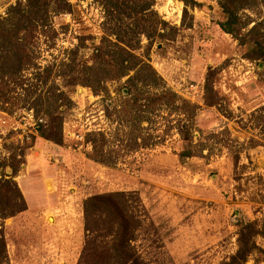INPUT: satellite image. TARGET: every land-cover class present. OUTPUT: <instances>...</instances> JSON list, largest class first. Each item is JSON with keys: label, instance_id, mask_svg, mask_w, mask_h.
I'll return each instance as SVG.
<instances>
[{"label": "rangeland", "instance_id": "374dc122", "mask_svg": "<svg viewBox=\"0 0 264 264\" xmlns=\"http://www.w3.org/2000/svg\"><path fill=\"white\" fill-rule=\"evenodd\" d=\"M17 2L25 0H0V17ZM70 2L73 13L50 14L53 31L30 44L36 66L22 75L27 87L37 85L33 94L18 87L17 101L0 103V212L19 191L27 204L0 220L5 264H117L116 214L94 210L90 234L84 209L117 192L130 194L140 222L129 264H264V60L224 30L233 9L221 0H154L164 37L141 36L128 57L152 70L138 67L95 94L84 65L94 66L105 45V10L101 0ZM236 26L240 38L254 26L263 34L264 0H250ZM73 64L85 85L68 83ZM210 72L215 106L206 103ZM162 91L178 99L145 106ZM53 118L62 145L44 136ZM98 133L106 143L94 151L89 139L100 145Z\"/></svg>", "mask_w": 264, "mask_h": 264}, {"label": "trees", "instance_id": "16d2710c", "mask_svg": "<svg viewBox=\"0 0 264 264\" xmlns=\"http://www.w3.org/2000/svg\"><path fill=\"white\" fill-rule=\"evenodd\" d=\"M180 1L184 2L186 6H199L196 0ZM249 1L221 0L222 5L233 9L231 23L229 26H223V28L234 37H241L240 31L242 29L236 26L237 14L248 6ZM101 3L106 15L104 26L108 32L107 36L103 38L105 45L95 49L93 56L94 66L84 65L88 70L85 73L87 75L85 81H89L85 84L90 86L95 94H99L100 92L107 93L105 87L106 81L119 80L127 76L129 71L136 70L138 67L150 68L152 70L143 60L132 66V63L128 61V57L133 54L132 50L135 51L139 48L141 36H145L148 39L154 36L163 38L164 34L162 30L167 26V23L153 10L154 0H101ZM73 11L74 6L70 0H25V2H17L16 5L10 8L5 17H0V72L2 74L0 77V103L6 104L7 102L17 101L19 98V94L16 93L18 87L25 91L27 96L33 94V90L36 89L37 85H29L27 87V80L22 75L31 65L36 66L31 56L30 44L39 33L53 31V28L48 26L46 20L50 14L57 16L64 13H73ZM129 21H134V23L129 24ZM257 30L258 27L254 26L247 34H244V37H239V39L243 45L249 44L250 50L256 56V59L264 60V33L257 37L254 35ZM110 37H114L115 41ZM249 38H252V40L247 41ZM76 66L73 64V69L69 72L68 83L84 84L80 76L82 72L81 70L74 69ZM94 67L97 68V71H92L95 70L93 69ZM121 69L125 71L122 70L121 72ZM211 74L210 72L207 80L206 93L208 96L206 97V103L208 106H215L218 103L211 96L213 92V88L210 87ZM11 83L15 87L11 86ZM39 98L41 99L42 96L39 95ZM167 99L177 100L178 98L172 92L162 91L152 95L151 98H147L145 106L156 107L159 103H165ZM183 103L186 102L184 101ZM259 113L264 114V106L260 109ZM55 122V118H53L49 130L45 132L44 136L54 143L62 145V131L60 127L56 126ZM179 128V134L183 135L185 130H181V128H185V126L182 125ZM97 135L101 136L102 142L100 145L93 139L94 136L89 139L94 151L100 146L102 148L106 143L103 134L98 133ZM189 137V131L186 135H183V139L186 141L189 140ZM5 184L3 186L7 187L9 186L8 184H13L17 192L19 191L15 182L7 181ZM129 195L125 192H117L105 196H96L90 198L84 204L87 232L90 234L94 232L91 229V223L95 217L94 210L101 207L103 214H108L110 217L114 213L116 214L117 218H115L112 227H116V230H118L119 239L116 249L114 246V257L111 255L110 258L117 264H129V261L135 262L133 256L129 254L128 244L130 245L133 240L131 236L132 227L134 225L137 227L140 222L136 221L130 214L129 204L125 200ZM6 205H10L9 208L11 207V209L8 212H0V220H6L27 210L26 200L20 191L17 198H15V202L8 201ZM93 244L90 238L84 250V259L91 256ZM6 260V243L4 238H1L0 264H5Z\"/></svg>", "mask_w": 264, "mask_h": 264}]
</instances>
